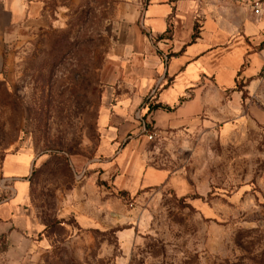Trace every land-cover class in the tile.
Listing matches in <instances>:
<instances>
[{"label": "rangeland", "instance_id": "374dc122", "mask_svg": "<svg viewBox=\"0 0 264 264\" xmlns=\"http://www.w3.org/2000/svg\"><path fill=\"white\" fill-rule=\"evenodd\" d=\"M147 4L0 0V264H264V78L162 134ZM124 102L115 155L129 145L125 167L136 153L168 166L185 195L102 180L99 113ZM20 156L33 166L6 180Z\"/></svg>", "mask_w": 264, "mask_h": 264}, {"label": "crops", "instance_id": "0c3cea01", "mask_svg": "<svg viewBox=\"0 0 264 264\" xmlns=\"http://www.w3.org/2000/svg\"><path fill=\"white\" fill-rule=\"evenodd\" d=\"M255 2L260 3L259 15L254 13ZM144 25L154 40V49L145 51L147 59L153 58L157 69L163 70L156 84L148 85L157 89L150 103L160 108L149 115L162 134L194 127L195 119L225 102V91L240 92L236 90L239 82L247 85L264 64V0H148ZM148 102L145 114L150 111ZM106 104L99 113L101 139L95 164L104 173L102 180L112 185L115 173L114 185L123 192L166 187L178 193L184 190L181 194L185 195L187 186L166 165L152 166L136 153L125 167L122 162L131 147L115 155L127 130L117 125L121 114L132 110L120 103L114 115L112 104ZM30 165L33 160L24 156L10 159L6 180L25 177ZM119 176L128 178L121 183ZM14 208L8 203L2 211L10 214Z\"/></svg>", "mask_w": 264, "mask_h": 264}, {"label": "built area", "instance_id": "2783aa9c", "mask_svg": "<svg viewBox=\"0 0 264 264\" xmlns=\"http://www.w3.org/2000/svg\"><path fill=\"white\" fill-rule=\"evenodd\" d=\"M253 9H254V13L259 15L261 13V9H260V3L259 2H255L253 5ZM260 77L264 78V64L259 72ZM149 139H153V134H150L148 136Z\"/></svg>", "mask_w": 264, "mask_h": 264}, {"label": "trees", "instance_id": "16d2710c", "mask_svg": "<svg viewBox=\"0 0 264 264\" xmlns=\"http://www.w3.org/2000/svg\"><path fill=\"white\" fill-rule=\"evenodd\" d=\"M158 108H160V106L156 105V108L155 109H158Z\"/></svg>", "mask_w": 264, "mask_h": 264}]
</instances>
